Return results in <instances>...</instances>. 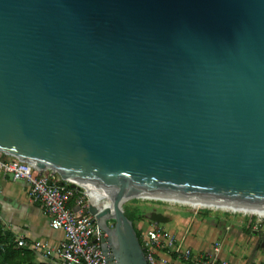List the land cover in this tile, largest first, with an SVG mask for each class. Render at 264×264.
<instances>
[{
    "label": "water",
    "instance_id": "95a60500",
    "mask_svg": "<svg viewBox=\"0 0 264 264\" xmlns=\"http://www.w3.org/2000/svg\"><path fill=\"white\" fill-rule=\"evenodd\" d=\"M0 153L110 199L107 264L131 198L264 223V0H0Z\"/></svg>",
    "mask_w": 264,
    "mask_h": 264
},
{
    "label": "crops",
    "instance_id": "0c3cea01",
    "mask_svg": "<svg viewBox=\"0 0 264 264\" xmlns=\"http://www.w3.org/2000/svg\"><path fill=\"white\" fill-rule=\"evenodd\" d=\"M85 204L88 209L86 201ZM70 208L74 211L78 209L76 200ZM186 212L188 214L181 215L178 214V210L176 212L169 210L163 214L166 221L158 222L166 232H173L176 237L173 250L155 249L158 264H193V261L184 260L179 256L178 252L185 248H190L191 253L196 256L217 253L219 258L226 259L231 264H264V228L260 222L195 212L190 209ZM205 215L211 219L205 218ZM0 223L4 229L12 232L15 239L24 237L26 247L30 249L31 242L37 239L46 240L52 246H56L64 238L61 229L50 226L49 216L42 205L30 198L29 184L25 180H15L10 174L2 172H0ZM155 223L150 220V227ZM136 226L142 231L144 238L148 229L146 223L140 220ZM34 256L35 262L42 264H67L56 256H45L40 250H35Z\"/></svg>",
    "mask_w": 264,
    "mask_h": 264
},
{
    "label": "built area",
    "instance_id": "2783aa9c",
    "mask_svg": "<svg viewBox=\"0 0 264 264\" xmlns=\"http://www.w3.org/2000/svg\"><path fill=\"white\" fill-rule=\"evenodd\" d=\"M45 171L39 173L29 162L5 157L0 153V172L10 174L15 180H25L29 184L30 198L42 205L49 216L50 226L61 229L64 233L63 240L56 246L37 239L31 242V249L40 250L45 256L61 258L67 264H107L106 255L101 249V238L107 234L102 233L93 215L86 209L85 200L87 196H91L90 191L86 187H80L82 194L76 199L78 209L74 211L67 205L72 193L71 186H67L70 183L61 180L55 172ZM175 238L173 232H166L158 222L151 225L142 238L148 264H158L155 249L173 250ZM15 241L18 246H27L24 237H18ZM191 252L190 248H185L178 253L182 259L191 260L193 264H231L226 259L219 258L217 253L196 256Z\"/></svg>",
    "mask_w": 264,
    "mask_h": 264
},
{
    "label": "trees",
    "instance_id": "16d2710c",
    "mask_svg": "<svg viewBox=\"0 0 264 264\" xmlns=\"http://www.w3.org/2000/svg\"><path fill=\"white\" fill-rule=\"evenodd\" d=\"M6 157V156H5ZM10 157V156H9ZM70 184H67L69 186ZM72 193L68 199V206L74 204L75 200L81 196V188H71ZM86 201V200H85ZM124 212L126 216L132 221L139 241L143 246L142 242V231L137 228L136 223L142 218V210L138 205H127L124 204ZM113 223V220H111ZM0 264H42L35 262L34 251L28 247L18 246L15 241V237L7 229H4L0 223Z\"/></svg>",
    "mask_w": 264,
    "mask_h": 264
},
{
    "label": "rangeland",
    "instance_id": "374dc122",
    "mask_svg": "<svg viewBox=\"0 0 264 264\" xmlns=\"http://www.w3.org/2000/svg\"><path fill=\"white\" fill-rule=\"evenodd\" d=\"M4 156H7V155H4ZM89 200H92V197L91 196H87V200H86V203L89 202ZM110 199L109 198H101V199H98L96 200L95 202L97 204H102V203H106V201H109ZM124 204H127V205H138L140 210H142V218H139L142 222H145L146 223V226L147 228L150 227L149 225V222H150V218L152 217V214L153 213H162V214H165L167 213L169 210L170 211H173V212H176L178 210V214H188L187 209L185 208H177L175 206H169V205H164V204H159V203H154V202H148V201H143V200H139V199H134V198H131V199H128L126 200ZM177 208V210L175 209ZM174 209V210H172ZM195 212H200V211H195ZM192 213V212H190ZM205 213V212H204ZM205 218L207 219H211L209 218V216L205 215ZM139 220V221H140ZM138 221V222H139ZM137 222V223H138ZM136 223V225H137ZM109 224L111 225L112 222L111 220L109 221ZM260 225H262V227L264 228V223H261L260 222Z\"/></svg>",
    "mask_w": 264,
    "mask_h": 264
},
{
    "label": "bare ground",
    "instance_id": "6f19581e",
    "mask_svg": "<svg viewBox=\"0 0 264 264\" xmlns=\"http://www.w3.org/2000/svg\"><path fill=\"white\" fill-rule=\"evenodd\" d=\"M86 186V185H85ZM86 188L90 191V193H91V197H92V200H94V201H96V200H98V199H103V198H108L107 196H100V197H95V194H94V191H93V188H91V187H89V186H86ZM103 204V203H102ZM104 205L105 206H112V203L111 202H109V201H107L106 203H104ZM101 210V209H100ZM98 212H100V211H98Z\"/></svg>",
    "mask_w": 264,
    "mask_h": 264
}]
</instances>
